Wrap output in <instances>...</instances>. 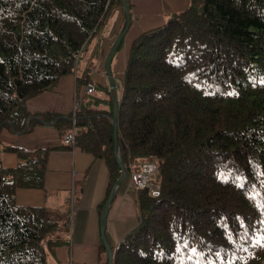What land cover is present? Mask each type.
<instances>
[{
    "label": "trees",
    "instance_id": "16d2710c",
    "mask_svg": "<svg viewBox=\"0 0 264 264\" xmlns=\"http://www.w3.org/2000/svg\"><path fill=\"white\" fill-rule=\"evenodd\" d=\"M116 5L121 0H0V133L42 122L61 136L76 132L70 146L0 142V152L22 159L13 167L0 160V264H47L48 253L70 242L65 219L76 191L59 213L15 201L18 187L43 188L51 150L79 147L104 160L99 216L120 175L108 82L101 107L82 103L64 116L26 108L71 72L77 86H99L88 48ZM84 52L90 60L81 69ZM123 70L118 154L126 169L137 157L159 159L160 191L138 187L137 223L114 247L112 264H264V0H189L131 40ZM137 162L132 170L141 169Z\"/></svg>",
    "mask_w": 264,
    "mask_h": 264
},
{
    "label": "crops",
    "instance_id": "0c3cea01",
    "mask_svg": "<svg viewBox=\"0 0 264 264\" xmlns=\"http://www.w3.org/2000/svg\"><path fill=\"white\" fill-rule=\"evenodd\" d=\"M129 1L132 4L130 7V23L132 25L127 30L129 32L131 29L128 34L126 33L128 36L121 52L124 64L128 46L135 36L141 31L162 25L172 14L185 9L189 4V0ZM121 10H117L116 20L112 10L113 19L110 21V27L104 28L106 35L98 33V47L97 49L95 47L97 51L94 54L97 61L101 62V57L107 52L122 26ZM100 62H98L96 70L95 66L93 67L92 75L105 89L102 96L105 97L107 80L101 74L102 72L105 74V71L100 69ZM63 86L68 88L70 93V98L66 103L63 102L61 91L58 90ZM74 88V75L66 74L56 86L46 90L52 92L44 91L28 99L26 108L31 112L53 110L64 116L70 111L69 106ZM0 142L2 146L15 145L33 150L38 147L62 145V136L50 123L42 122L27 133H16L10 129H3L0 133ZM0 160L3 166L13 167L22 159L13 152L1 151ZM107 181L108 169L103 159L96 158L92 153L79 147L56 148L48 153L46 159L43 188L18 187L16 189L15 201L17 204L36 206L47 204L53 207V213H59L76 191L74 196L77 201L73 207L72 217L69 218L67 215L66 223L64 222L70 228V242L58 244L52 252L48 253L47 264H106V251L100 237L98 208L105 198ZM130 193V187L126 186L125 188L123 181L115 187L105 225L106 236L112 250L137 222L136 220L134 225L128 228L133 222L130 215L131 204L127 202V196H130Z\"/></svg>",
    "mask_w": 264,
    "mask_h": 264
},
{
    "label": "rangeland",
    "instance_id": "374dc122",
    "mask_svg": "<svg viewBox=\"0 0 264 264\" xmlns=\"http://www.w3.org/2000/svg\"><path fill=\"white\" fill-rule=\"evenodd\" d=\"M122 7L119 6V5H116L114 8H113V11H114V16H115V20H116V17H117V10L118 9H121ZM113 11H111V15H110V19L112 20V17H113ZM121 12V17H123V21H122V26H123V23H124V13H123V10L120 11ZM131 23L129 24V27L128 29L131 27ZM121 26V27H122ZM107 27L109 28L110 27V23H108L107 25H103L102 27H100L98 33H104V28ZM121 29V28H120ZM127 29V30H128ZM131 30V29H130ZM129 30V32H130ZM119 32V31H118ZM117 32V33H118ZM128 31L126 32L127 34L129 33ZM142 32V31H141ZM116 33V35H117ZM125 36V38L123 39L122 41V44L120 46V48H118V50L116 51L114 57H113V60H112V71H113V75L114 77L116 78L117 80V85L120 86V80L121 78L123 77V73H124V70H123V67H124V62L122 60V55H121V52H122V49L124 48V45H125V42H126V38H127V35ZM115 35V34H114ZM130 36V35H129ZM100 44V43H99ZM98 47V44L96 46V49ZM94 47L91 49V48H88V50H93V53L95 54L96 53V50ZM107 49V48H106ZM105 49V50H106ZM108 51V50H107ZM107 53V52H106ZM106 53L101 57V62L100 60L97 61V64L98 62L99 63V66H100V69L105 71L104 70V61H105V56H106ZM90 53L87 52V54L82 53L81 57L79 58L78 60V63L76 64V66L78 68H86L88 67V64H89V60L90 58L88 57ZM93 54V57L95 58ZM96 70V69H95ZM68 74H73L74 75V80H75V88H74V92H73V98L71 100V104L69 106V113H72L74 111V106L76 103H79L80 105V102L81 103H90L92 102L95 106H98V107H101L103 104H104V99H103V91H105V89H103L102 86H100V83H99V80H96L94 78V75H92V79L99 85V86H96L94 87V92L92 93V89L91 91H88V88H91L90 86H86L84 84H81L79 86H77L76 84V78H75V72H71V73H68ZM101 74H103V76L105 77V79L107 80V77H106V74H104V72H102ZM66 75V74H65ZM64 76V75H63ZM62 76V77H63ZM60 77L59 80L62 78ZM58 80V81H59ZM58 83V82H57ZM57 83L54 85L56 86ZM107 84V83H106ZM53 86V87H54ZM52 87V88H53ZM74 87V86H73ZM51 88V89H52ZM106 88V87H105ZM119 88V87H118ZM59 91H61V96L63 98V102L66 103L69 98H70V93H69V90L68 88L66 87H61L58 89ZM57 90V91H58ZM73 91V90H72ZM46 92H52V91H46ZM92 93V94H90ZM54 94L56 95V93L54 92ZM68 113V114H69ZM67 115V114H66ZM44 123V122H43ZM62 144H65V145H73V144H69L67 142H65L63 140V136H62ZM138 160H140L139 162H137ZM139 165L140 164V167L142 170V164L143 163H147L148 165H151V169L150 171L147 172L148 174V180L146 181V183L143 185L144 187L148 188L149 189V193L151 196H157L155 194V192H157L159 194V191H160V185L158 183V179H159V174L157 173V170H158V166L160 165V160H155V161H152L151 159H148V158H143V157H137L135 162H131L129 161L128 164H127V169H126V176L123 180V183H124V187L126 188V186H129L130 187V196L128 195L127 196V202H129L131 204V213L130 215L132 216V219H133V222L132 224L128 227L130 228L131 226L134 225L135 221L137 220V207H136V197H137V191H139L138 187L134 184V176L133 174L138 172L136 170H132V167L134 165V163H136ZM155 167V169H154ZM139 170V171H140ZM151 178H153V181L151 180ZM142 186V187H143ZM29 188V187H28ZM137 223V222H136ZM38 250H40V248H38Z\"/></svg>",
    "mask_w": 264,
    "mask_h": 264
},
{
    "label": "water",
    "instance_id": "95a60500",
    "mask_svg": "<svg viewBox=\"0 0 264 264\" xmlns=\"http://www.w3.org/2000/svg\"><path fill=\"white\" fill-rule=\"evenodd\" d=\"M121 5H122V10L124 13V23L123 26L121 27V29L119 30V32L117 33V35H115L114 39L112 40L110 47L106 53L105 56V61H104V70H105V74L107 77V82H108V86H109V90L114 92V100H113V115H112V135H113V142H114V151L117 157V161L119 163L120 166V175L114 185V187L112 188L111 192L109 193L102 211H101V215H100V237L102 240V244L105 248L106 251V264H112V257H113V250L111 248L110 242L106 236V232H105V225H106V219H107V214H108V210H109V206L110 203L112 202V198L115 192V187L120 184L123 179L126 176V168L124 166V163L122 162L120 155L118 154V140H117V129H116V115H117V104H118V95H117V80L113 75V71H112V60H113V56L116 53L120 42L122 40V38L124 37L129 24H130V12H129V7L127 4V0H121Z\"/></svg>",
    "mask_w": 264,
    "mask_h": 264
},
{
    "label": "built area",
    "instance_id": "2783aa9c",
    "mask_svg": "<svg viewBox=\"0 0 264 264\" xmlns=\"http://www.w3.org/2000/svg\"><path fill=\"white\" fill-rule=\"evenodd\" d=\"M88 91H91V88H88ZM80 104H81V102H80ZM79 107H80L79 103H76L75 106H74V111L77 110ZM72 128H73L72 131H70V132L67 131L63 135V140L65 142L69 143V144H74V141H75L74 140L75 128L74 127H72ZM154 169H155V167H154ZM150 170H152L151 169V165H148L147 163H143L142 164V170H140V171H138V172L133 174V176H134V184L137 187H142L146 183V181L148 180L147 172L150 171ZM156 193L157 192H155V194ZM72 199H73V197L70 200H68L67 202L69 204H71L72 201H73Z\"/></svg>",
    "mask_w": 264,
    "mask_h": 264
},
{
    "label": "clouds",
    "instance_id": "9594fccd",
    "mask_svg": "<svg viewBox=\"0 0 264 264\" xmlns=\"http://www.w3.org/2000/svg\"><path fill=\"white\" fill-rule=\"evenodd\" d=\"M92 92H93V91H92ZM81 104H82V103H81ZM81 104H80V105H81ZM75 133H76V132H75ZM74 140H75V135H74ZM156 195H158V193H156Z\"/></svg>",
    "mask_w": 264,
    "mask_h": 264
}]
</instances>
